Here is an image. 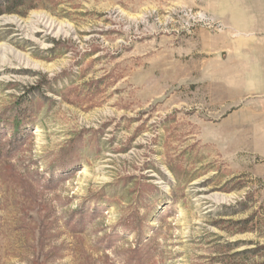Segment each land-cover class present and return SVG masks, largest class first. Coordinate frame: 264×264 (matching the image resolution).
<instances>
[{
  "label": "rangeland",
  "instance_id": "374dc122",
  "mask_svg": "<svg viewBox=\"0 0 264 264\" xmlns=\"http://www.w3.org/2000/svg\"><path fill=\"white\" fill-rule=\"evenodd\" d=\"M230 2L252 22L222 15ZM254 2L27 0L0 16V264H264Z\"/></svg>",
  "mask_w": 264,
  "mask_h": 264
},
{
  "label": "crops",
  "instance_id": "0c3cea01",
  "mask_svg": "<svg viewBox=\"0 0 264 264\" xmlns=\"http://www.w3.org/2000/svg\"><path fill=\"white\" fill-rule=\"evenodd\" d=\"M256 1H258V4L260 5L261 3H263L264 5V0H255L254 4L256 3ZM257 4V3H256ZM232 4L230 2L229 6H226L225 8H223V14L222 15H226V13H228V9L227 7H230ZM230 13H232L233 18H234V14L239 15V19L236 20V22L234 21L235 24L238 25V27L240 29H242V27H244V24L250 23L252 22L251 18H250V12H248L247 10V5L243 4V2H241L238 7H236L235 5L230 7ZM263 50V49H260ZM264 52V51H263Z\"/></svg>",
  "mask_w": 264,
  "mask_h": 264
},
{
  "label": "trees",
  "instance_id": "16d2710c",
  "mask_svg": "<svg viewBox=\"0 0 264 264\" xmlns=\"http://www.w3.org/2000/svg\"><path fill=\"white\" fill-rule=\"evenodd\" d=\"M27 0H0V16L6 13H15L18 8L25 6Z\"/></svg>",
  "mask_w": 264,
  "mask_h": 264
}]
</instances>
